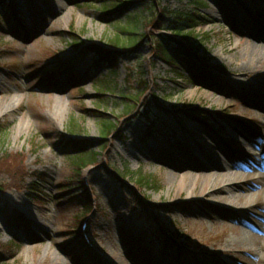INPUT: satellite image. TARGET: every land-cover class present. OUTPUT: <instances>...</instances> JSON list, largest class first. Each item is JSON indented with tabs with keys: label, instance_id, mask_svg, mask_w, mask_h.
<instances>
[{
	"label": "rangeland",
	"instance_id": "rangeland-1",
	"mask_svg": "<svg viewBox=\"0 0 264 264\" xmlns=\"http://www.w3.org/2000/svg\"><path fill=\"white\" fill-rule=\"evenodd\" d=\"M102 1L0 6V264H264V233L233 230L264 227V63L243 53L246 38L264 35V0H128L118 16ZM159 10L167 26L196 14L189 41L216 85H191L153 56L148 22ZM115 39V71L93 67L91 48ZM103 122L114 125L108 136ZM147 125L160 145L144 140ZM60 136L97 155L81 178L91 213L72 191L77 154ZM215 153L245 165L242 199L213 195ZM33 174L46 180L35 198L25 189ZM140 178L150 184L135 186Z\"/></svg>",
	"mask_w": 264,
	"mask_h": 264
},
{
	"label": "trees",
	"instance_id": "trees-1",
	"mask_svg": "<svg viewBox=\"0 0 264 264\" xmlns=\"http://www.w3.org/2000/svg\"><path fill=\"white\" fill-rule=\"evenodd\" d=\"M153 0H141V2H145L148 9L153 8L152 4ZM201 0H191L193 4H197L200 6ZM102 6H104L106 13L110 16H118L127 6H131L132 1L128 0H103ZM113 2V3H112ZM116 2V3H115ZM119 4H123L125 7L123 9L119 8ZM5 6V0H0V6ZM165 10H159L157 15L152 14L154 16L149 20L148 26L153 31H156V34L151 39L153 43V56L157 59L161 60L171 68H173V73L177 77H181L192 84L203 83L206 86H211L213 83L215 84V79L212 77L209 69L206 67L204 62L199 61V59L195 55L196 49L190 44V32L195 30L198 26L196 14H177L175 16V21L171 25L165 24ZM156 14V13H155ZM2 22V15L0 13V24ZM163 31V33H161ZM150 33H147L145 37ZM160 34V35H159ZM113 46L118 48L120 46L119 40L115 39L113 41ZM92 57H95L92 66L102 65L104 64L105 68H111L118 59H120L123 54L106 51L101 48H93L90 51ZM98 68V67H97ZM110 71H114L111 70ZM218 83V81H217ZM220 83V82H219ZM199 85V84H197ZM201 87V85H199ZM94 113L105 115L104 112L100 110H94ZM128 114V113H127ZM102 134L104 136H108L112 133L114 129V125L110 122H103ZM145 136L147 138L153 137L156 138L157 132L152 131L151 126L147 125ZM62 139L63 137L60 136ZM60 143H63V147H66L68 151L75 152L76 156H71L72 164L76 168V175L78 179L74 182L75 188L72 191H77L78 196L81 198L82 202L80 205L81 209L84 210H93L91 205L90 191L86 188L84 181L82 178V170L91 164L96 162L97 155L93 152L87 153L89 148L85 143H77L68 140H61ZM32 180L25 187L27 195L29 197L35 198L38 193H41V183H45L44 176L40 175H32ZM138 186H145L146 184H150V180L145 178H140L137 182ZM90 211V212H91ZM8 221L12 224H17L20 226V222H22V217L18 215L15 211L8 212ZM11 245L17 246V242H12Z\"/></svg>",
	"mask_w": 264,
	"mask_h": 264
},
{
	"label": "bare ground",
	"instance_id": "bare-ground-1",
	"mask_svg": "<svg viewBox=\"0 0 264 264\" xmlns=\"http://www.w3.org/2000/svg\"><path fill=\"white\" fill-rule=\"evenodd\" d=\"M244 44V56L249 54L250 62L258 67L260 64L264 63V35L257 34L256 32L252 33V36L250 38L245 39ZM46 64L48 63L46 60ZM251 65V64H250ZM260 85V84H259ZM258 85V86H259ZM251 86V90L255 87L254 84H249ZM216 157V159H215ZM214 160L212 161V167L216 169H207L206 172H208L210 177H208V181H210L211 185H213L214 196H221L228 199H242L243 195L242 193H246V189L243 186L242 177L238 175V171H241L243 168V164L238 161L231 162L227 165H222L219 161L218 155L214 154ZM217 173V174H216ZM238 182L241 183L238 185ZM193 192V188L190 190ZM247 208V207H246ZM247 211V209H244ZM242 225L244 226H236L233 228L234 231L237 233H245L250 234L251 232L248 231V229L254 231L255 234L261 235L264 233V227L261 225H254L252 222H243ZM248 228V229H247ZM253 233V234H254ZM256 235L250 236L249 239L256 240ZM247 241L242 238H238L235 242L236 245L241 246L245 244Z\"/></svg>",
	"mask_w": 264,
	"mask_h": 264
}]
</instances>
